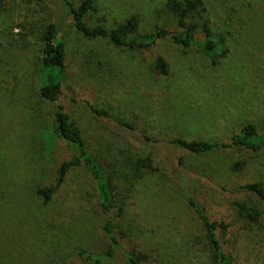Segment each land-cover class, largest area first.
Returning a JSON list of instances; mask_svg holds the SVG:
<instances>
[{
	"label": "rangeland",
	"instance_id": "374dc122",
	"mask_svg": "<svg viewBox=\"0 0 264 264\" xmlns=\"http://www.w3.org/2000/svg\"><path fill=\"white\" fill-rule=\"evenodd\" d=\"M170 1L93 0L84 21L112 28L136 14L140 30L172 27ZM201 2L203 11L191 14L197 36L206 22L226 50L215 65L201 49L168 38L130 49L83 36L69 18L62 23L66 73L57 103L109 174L113 206L104 211L83 165L66 173L48 201L36 193L69 156L53 130L56 103L39 96L41 49L56 0H0V264H86L75 250L106 249L100 228L106 219L128 250L142 245L144 264H153L150 251L154 264L210 259L182 188L211 220L230 221L231 200L245 199L231 189L255 181L264 187V147L199 155L169 141H227L246 122L264 134V0ZM157 54L169 65L167 75L153 67ZM89 104L107 116H96Z\"/></svg>",
	"mask_w": 264,
	"mask_h": 264
},
{
	"label": "trees",
	"instance_id": "16d2710c",
	"mask_svg": "<svg viewBox=\"0 0 264 264\" xmlns=\"http://www.w3.org/2000/svg\"><path fill=\"white\" fill-rule=\"evenodd\" d=\"M169 6L174 13L172 27L157 26L149 31H143L139 28V17L136 14H130L123 22L112 28L102 24L88 25L84 17L93 9V0H80L76 6L68 0H56L55 17L41 49L42 82L39 96L46 101L56 103L52 116L53 130L56 136L67 145L69 156L57 166L53 182L36 189V193L43 202L48 201L55 193L71 168L83 165L93 177L100 207L104 211H109L113 206L108 172L104 173L101 165L86 150L79 129L70 120L63 106L57 103L63 91L66 73L65 44L60 35L64 19L69 18L71 26L85 37L104 38L114 46L130 49L152 47L158 40L168 38L175 45L201 49L208 62L215 65L218 57L223 56L226 50L222 49L220 39L210 37L206 22L200 27L203 36H197L199 26L191 19V14L193 11L194 13L203 11L201 0H171ZM153 67L161 75H167L169 72V65L160 54L155 55ZM88 106L96 116H107L103 109L91 104ZM169 144L199 155L232 148H244L257 153L264 147V134L259 133L253 123L246 122L227 141H188L174 138L169 141ZM231 191L245 199L231 200L236 214L232 220L219 219V222H215L210 219L205 208L197 203L184 187L182 188L185 201L202 225L204 241L210 257L208 261L203 259L202 262L197 259L199 263L187 261L189 264H264V187L260 182L255 181L238 185ZM117 207L119 212V205ZM113 227L112 219L104 220L100 227L102 234L108 240L106 249L93 252L77 248L76 254L86 264H144L145 256L140 252L142 245L135 243L128 250V245L122 244L114 234ZM116 252L120 255L118 259L115 257ZM152 252L148 253L146 260L150 258L154 264L157 263L158 258ZM159 261L162 262L161 258Z\"/></svg>",
	"mask_w": 264,
	"mask_h": 264
}]
</instances>
